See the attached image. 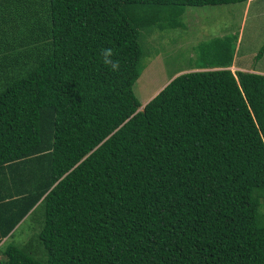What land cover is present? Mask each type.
<instances>
[{
    "label": "trees",
    "instance_id": "trees-1",
    "mask_svg": "<svg viewBox=\"0 0 264 264\" xmlns=\"http://www.w3.org/2000/svg\"><path fill=\"white\" fill-rule=\"evenodd\" d=\"M245 1L0 0V264H264V74L227 68L236 37L132 92L143 35Z\"/></svg>",
    "mask_w": 264,
    "mask_h": 264
},
{
    "label": "rangeland",
    "instance_id": "rangeland-1",
    "mask_svg": "<svg viewBox=\"0 0 264 264\" xmlns=\"http://www.w3.org/2000/svg\"><path fill=\"white\" fill-rule=\"evenodd\" d=\"M181 21V27L153 30L141 38L144 66L132 85L140 106L171 77L192 70L190 67L198 55L197 45L212 38L234 35L236 41L231 44L234 66L264 74V51L256 56L264 43V0L187 6ZM230 71L235 69L230 68ZM27 221L14 232L18 237L13 240L16 244L38 230L39 225Z\"/></svg>",
    "mask_w": 264,
    "mask_h": 264
},
{
    "label": "clouds",
    "instance_id": "clouds-1",
    "mask_svg": "<svg viewBox=\"0 0 264 264\" xmlns=\"http://www.w3.org/2000/svg\"><path fill=\"white\" fill-rule=\"evenodd\" d=\"M115 52L111 48H103L101 50V57H102V63L110 67V69L114 72H118L120 70V62L117 59H114Z\"/></svg>",
    "mask_w": 264,
    "mask_h": 264
},
{
    "label": "crops",
    "instance_id": "crops-1",
    "mask_svg": "<svg viewBox=\"0 0 264 264\" xmlns=\"http://www.w3.org/2000/svg\"><path fill=\"white\" fill-rule=\"evenodd\" d=\"M248 0H246V2H247ZM250 1H252V0H249V2ZM234 63H235V58L233 57V55H232V60H231V64H230V66L229 67H227L229 70H230V68H233V69H235V70H242V69H240V68H238V67H236V66H234ZM217 68H220V67H216V68H213V69H217ZM225 68V67H224ZM247 71H252L251 69L250 70H247ZM256 72H258V73H261L260 71H256Z\"/></svg>",
    "mask_w": 264,
    "mask_h": 264
},
{
    "label": "water",
    "instance_id": "water-1",
    "mask_svg": "<svg viewBox=\"0 0 264 264\" xmlns=\"http://www.w3.org/2000/svg\"><path fill=\"white\" fill-rule=\"evenodd\" d=\"M157 92H158V91H156V92L152 95V97H153ZM152 97H151V98H152ZM144 104H145V103H144ZM142 106H143V105H142Z\"/></svg>",
    "mask_w": 264,
    "mask_h": 264
}]
</instances>
